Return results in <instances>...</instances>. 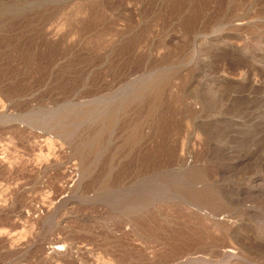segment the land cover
<instances>
[{
  "label": "rangeland",
  "instance_id": "374dc122",
  "mask_svg": "<svg viewBox=\"0 0 264 264\" xmlns=\"http://www.w3.org/2000/svg\"><path fill=\"white\" fill-rule=\"evenodd\" d=\"M7 112L0 264H264V0H0Z\"/></svg>",
  "mask_w": 264,
  "mask_h": 264
},
{
  "label": "bare ground",
  "instance_id": "6f19581e",
  "mask_svg": "<svg viewBox=\"0 0 264 264\" xmlns=\"http://www.w3.org/2000/svg\"><path fill=\"white\" fill-rule=\"evenodd\" d=\"M9 117H11V115L9 113L8 114H6V113L5 114L4 113L1 114L0 113V119H3V121L9 120ZM2 188H4V186L3 185H0V190ZM5 188H8V187L5 186ZM5 190H7V189H5ZM8 190H10V189H8ZM8 190H7V192H8ZM1 193H4V192L2 191V192H0V194ZM8 193L6 194V192H5V194H6V198L5 199H3V198L0 199L1 210L2 209H5V208H8V207H12L13 205L16 204L14 201L8 202L9 198H12L13 197L12 196V192L10 194H8ZM1 195L4 197L3 194H1ZM2 200H3V202H2ZM26 201H27L26 202V205H25L24 209L22 210L23 219L25 221L24 224L27 227H29V229L33 230L35 228L36 222L42 220L43 218H45L44 216L46 215V211L44 209H41L39 213H35V212H33V201H32V199H30L29 196H28ZM7 202L9 204V206H7V205L6 206H3ZM5 220L7 221L9 219L8 218H4V217H1L0 218V221L1 222L5 221ZM12 220H14V221H20L21 223H23L22 222V217L20 215H17V217L13 218ZM34 245H35V241H33L31 244H28L27 246L23 247L22 253L32 254L33 253V249H34ZM11 248H12L11 251H16V249H17L15 247H11ZM82 249L85 250V247H82ZM70 251H72V248L68 246V251H67V245H66V243H64L62 241H54V242H51L50 241V242H47L46 244H44V246L42 248V255L44 257L50 258L53 255H61V254H64V253L67 254ZM227 251L228 252H231L232 249L226 250V253H223L222 254V260H221V262L220 261H216V262L214 261V262H208V264H225V262L223 263V261H225V259L228 258L227 257V255H228ZM78 252H83V251L80 250ZM20 263L21 264H30L27 261L20 262ZM233 264H254V263H251L249 261H243L242 260V261H239V262H236V263H233Z\"/></svg>",
  "mask_w": 264,
  "mask_h": 264
},
{
  "label": "clouds",
  "instance_id": "9594fccd",
  "mask_svg": "<svg viewBox=\"0 0 264 264\" xmlns=\"http://www.w3.org/2000/svg\"><path fill=\"white\" fill-rule=\"evenodd\" d=\"M0 159H6L4 156H0ZM0 235H3V230H0Z\"/></svg>",
  "mask_w": 264,
  "mask_h": 264
}]
</instances>
